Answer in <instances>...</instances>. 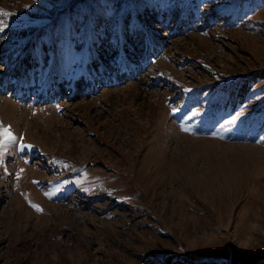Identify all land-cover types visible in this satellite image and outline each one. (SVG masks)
I'll list each match as a JSON object with an SVG mask.
<instances>
[{
	"label": "rangeland",
	"instance_id": "rangeland-1",
	"mask_svg": "<svg viewBox=\"0 0 264 264\" xmlns=\"http://www.w3.org/2000/svg\"><path fill=\"white\" fill-rule=\"evenodd\" d=\"M0 12V264H264V0Z\"/></svg>",
	"mask_w": 264,
	"mask_h": 264
},
{
	"label": "bare ground",
	"instance_id": "bare-ground-1",
	"mask_svg": "<svg viewBox=\"0 0 264 264\" xmlns=\"http://www.w3.org/2000/svg\"><path fill=\"white\" fill-rule=\"evenodd\" d=\"M5 10H6V9H5ZM8 16H9V15H8ZM165 52H166V51H165ZM163 54H164V53H162L161 55H163ZM167 54H168V53H167ZM165 55H166V54H165ZM154 61H155V60H154ZM161 61H162V60H161ZM154 63H156V61H155ZM158 65H159V64H158ZM158 65H157V66H158ZM162 65H163V64H162ZM158 68H159V67H158ZM151 73H152V72H151ZM177 81H178V80H177ZM209 142H210V141H209ZM211 144H212V143H211ZM200 145H202V144H200ZM212 145H213V144H212ZM214 145H215V144H214ZM226 145H228V144H226ZM202 146H203V145H202ZM215 146H216V145H215ZM229 146H230V145H229ZM189 147H190V146H189ZM198 147H199V146H198ZM211 147H212V146H211ZM232 147H234V146L232 145ZM236 147H237V146H236ZM243 147H244V146H243ZM243 147H242V148H243ZM203 148H204V147H203ZM229 148H231V147H229ZM198 149H199V148H198ZM200 149H201V148H200ZM206 149H207V148H206ZM213 149H215V148H213ZM223 149H224V148H223ZM236 149H237V148H236ZM215 150H216V149H215ZM224 150H225V149H224ZM233 150H234V149H233ZM233 150H232V151H233ZM191 151H192V150H191ZM199 151H200V150H199ZM207 151H209V150H207ZM217 151H218V150H217ZM245 151H246V148H245ZM245 151H243V152H245ZM261 151H262V153H264L263 150H261ZM193 152H194V150H193ZM209 152H210V151H209ZM218 152H219V151H218ZM225 152H226V151H225ZM255 152H256V151H255ZM255 152H254V154L256 155ZM191 153H192V152H191ZM191 153H190V154H191ZM197 153H198V152H197ZM206 153H207V152H206ZM211 153H212V152H211ZM211 153H210V154H211ZM248 153H249V152H248ZM194 154H195V153H194ZM201 154H202V152H201ZM224 154H225V153H224ZM249 154H251V153H249ZM254 154H252V155H254ZM259 154H260V153H259ZM191 155H192V154H191ZM202 155H203V154H202ZM202 155H200V156H202ZM241 155H242V154H241ZM241 155H240V160L242 159ZM252 155H251V156H252ZM263 155H264V154H263ZM229 156H230V155H229ZM247 156H248V155H247ZM247 156H246V157H247ZM257 156H258V155H257ZM187 157H188V156H187ZM198 157H199V156H198ZM205 157H206V156H205ZM205 157H203V158H205ZM244 157H245V156H244ZM248 157H250V156H248ZM180 158H181V156H180ZM190 158H191V157H190ZM230 158H231V157H230ZM230 158H229V159H230ZM192 159H195V158H192ZM197 159H198V158H197ZM199 159H200V157H199ZM231 159H232V158H231ZM231 159H230V160H231ZM246 159H247V158H246ZM202 160H203V159H202ZM215 160H216V158H215ZM230 160H229V161H230ZM234 160H235V159H234ZM238 160H239V159H238ZM183 161H184V160H183ZM196 161H197V160H196ZM222 161H223V160H222ZM256 161H257V160H256ZM184 162H185V161H184ZM184 162H183V163H184ZM186 162H187V161H186ZM191 162L194 163L195 160H194V161H191ZM191 162H190V163H191ZM200 162H201V161H200ZM232 162H233V161H232ZM197 163H198V162H196V164H197ZM230 163H231V162H230ZM234 163H235V162H234ZM234 163H233V165H234ZM237 163H238V162H237ZM237 163L235 164L236 166H237ZM239 163H240V162H239ZM215 164H216V163H215ZM188 165H189V163H188ZM188 165H187V166H188ZM192 165H193V164H192ZM200 165H202V164H200ZM204 165H206V164H204ZM213 165H214V164H213ZM221 165H222V164H221ZM170 166H171V165H170ZM184 166H186V165H184ZM207 166H208V165H207ZM238 167H240V166H238ZM238 167H237V168H238ZM28 168H29V167H28ZM184 168H185V167H184ZM184 168H183V169H184ZM188 168H189V167H188ZM188 168H186V169H188ZM190 168H191V167H190ZM193 168H194V167H193ZM197 168H198V167H197ZM231 168H232V167H231ZM178 169H181V168H178ZM211 169H212V168H211ZM232 169H233V168H232ZM173 170H174V169H173ZM193 170H194V169H193ZM199 170H200V169H199ZM199 170H198V173H199ZM201 170H202V169H201ZM225 170H227V169H225ZM186 171H187V170H186ZM191 171H192V170H191ZM191 171H190V172H191ZM195 171H196V170H195ZM195 171H193V172H195ZM213 171H215V170H213ZM239 171H240V170H239ZM193 172H191V173H193ZM200 172H201L200 174H202V171H200ZM210 172H211V171H210ZM230 172H231V171H230ZM186 173H187V172H186ZM191 173H190V174H191ZM195 173H196V172H195ZM198 173H197V174H198ZM205 173H206V172H205ZM205 173H203V174L205 175ZM218 173H219V172H218ZM232 173H233V172H232ZM147 174H148V173H147ZM179 174H180V173H179ZM193 174H194V173H193ZM197 174H196V175H197ZM203 174H202V175H203ZM212 174H213V173H211V176H212ZM152 175H153V174H152ZM183 175H185V174H183ZM204 175H203V176H204ZM213 175H214V174H213ZM224 175H225V172H224ZM236 175H237V174H236ZM236 175H233V176H236ZM177 176H178V175H177ZM194 176H195V175H194ZM207 176H208V175H207ZM214 176H215V175H214ZM220 176H221V174H220ZM220 176H219V178H220ZM229 176H230V175H229ZM175 177H176V176H175ZM179 177H180V176H179ZM189 177H190V176H189ZM192 177H193V176H191V178H192ZM195 177H196V176H195ZM195 177H194V178H195ZM198 177H199V176H198ZM205 177H206V176H205ZM225 177H226V176H225ZM141 178H142V177H141ZM183 178H184V177H183ZM200 178H201V177H200ZM206 178H207V177H206ZM212 178H214V177H212ZM178 179H179V178H178ZM180 179H181V178H180ZM180 179H179V180H180ZM186 179H187V180H188V179L190 180V178H186ZM186 179H185V180H186ZM202 179H203V178H202ZM228 179H229V178H228ZM191 180H192V179H191ZM204 180H205V179H204ZM207 180H208V178H207ZM214 180H216V179L214 178ZM217 180H218V179H217ZM220 180H221V179H220ZM231 180H232V179H231ZM231 180H230V181H231ZM142 181H143V180H142ZM194 181H195V180H193V181H191V182H192V183H195ZM202 181H203V180H202ZM205 181H206V180H205ZM185 182H187V181H185ZM214 182H215V181H214ZM224 182H225V180H224ZM140 183H142V182H140ZM179 183H180V182H179ZM192 183H191V185H192ZM209 183H210V182H209ZM218 183H219V182H218ZM185 184H187V183H185ZM201 184H202V183H201ZM205 184H206V183H205ZM187 185H188V184H187ZM197 185H198V184H197ZM199 185H200V184H199ZM195 186H196V185H195ZM203 186H204V185H203ZM214 186H215V185H214ZM222 186H223V185H222ZM182 187H183V186H182ZM182 187H180V188H182ZM198 187H199V186H198ZM207 188H208V187H207Z\"/></svg>",
	"mask_w": 264,
	"mask_h": 264
},
{
	"label": "snow or ice",
	"instance_id": "snow-or-ice-1",
	"mask_svg": "<svg viewBox=\"0 0 264 264\" xmlns=\"http://www.w3.org/2000/svg\"><path fill=\"white\" fill-rule=\"evenodd\" d=\"M0 15H7V13L0 12ZM0 23H2V22H0ZM0 31H2V29H0ZM182 130L188 131V129H186V128H183ZM8 139H14V137H12L11 134L9 133L8 134ZM37 210H39V209H37Z\"/></svg>",
	"mask_w": 264,
	"mask_h": 264
}]
</instances>
